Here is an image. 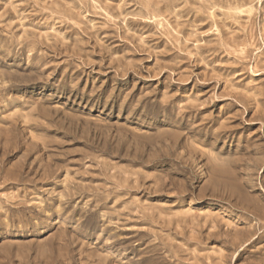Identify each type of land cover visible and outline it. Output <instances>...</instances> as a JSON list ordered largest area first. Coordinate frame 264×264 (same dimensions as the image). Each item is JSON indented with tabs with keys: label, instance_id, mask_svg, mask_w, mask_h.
<instances>
[{
	"label": "rangeland",
	"instance_id": "1",
	"mask_svg": "<svg viewBox=\"0 0 264 264\" xmlns=\"http://www.w3.org/2000/svg\"><path fill=\"white\" fill-rule=\"evenodd\" d=\"M0 264H264V0H0Z\"/></svg>",
	"mask_w": 264,
	"mask_h": 264
}]
</instances>
